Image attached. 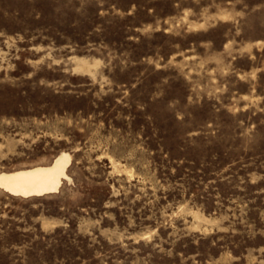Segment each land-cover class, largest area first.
<instances>
[{
    "label": "rangeland",
    "instance_id": "rangeland-1",
    "mask_svg": "<svg viewBox=\"0 0 264 264\" xmlns=\"http://www.w3.org/2000/svg\"><path fill=\"white\" fill-rule=\"evenodd\" d=\"M0 264H264V0H0Z\"/></svg>",
    "mask_w": 264,
    "mask_h": 264
},
{
    "label": "bare ground",
    "instance_id": "bare-ground-1",
    "mask_svg": "<svg viewBox=\"0 0 264 264\" xmlns=\"http://www.w3.org/2000/svg\"><path fill=\"white\" fill-rule=\"evenodd\" d=\"M70 155H58L50 165L0 173V189L22 198L38 197L58 192L66 174Z\"/></svg>",
    "mask_w": 264,
    "mask_h": 264
}]
</instances>
